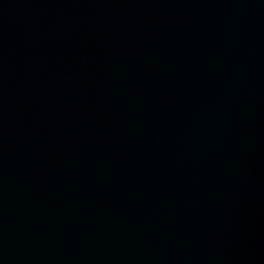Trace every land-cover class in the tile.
<instances>
[{
	"label": "water",
	"instance_id": "95a60500",
	"mask_svg": "<svg viewBox=\"0 0 264 264\" xmlns=\"http://www.w3.org/2000/svg\"><path fill=\"white\" fill-rule=\"evenodd\" d=\"M0 264H264V0H0Z\"/></svg>",
	"mask_w": 264,
	"mask_h": 264
}]
</instances>
